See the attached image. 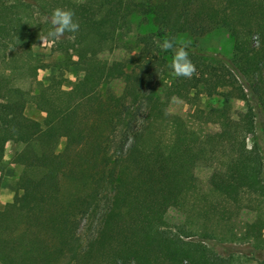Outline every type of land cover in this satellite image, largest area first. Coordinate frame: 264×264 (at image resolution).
<instances>
[{
	"label": "trees",
	"instance_id": "16d2710c",
	"mask_svg": "<svg viewBox=\"0 0 264 264\" xmlns=\"http://www.w3.org/2000/svg\"><path fill=\"white\" fill-rule=\"evenodd\" d=\"M84 1L53 0L47 20L33 27L21 15L30 6L0 0V52L29 53L47 37L63 56L61 67L73 65L71 51L81 48L85 68L68 91L60 81L45 85L35 77L33 90L16 87L12 66L6 67L9 76L0 74V177L6 145L25 146L14 160L24 170L13 201L0 210V264L236 263L233 254L214 250L219 239L209 227L230 221L232 206L246 197L264 207V162L258 147L247 145L257 114L264 134V0ZM57 8L72 10L80 25L58 40L48 37ZM136 15L150 17L155 31L137 36L129 58L102 60L103 47L117 45ZM217 27L234 39L255 38L253 60L213 66L186 47L195 72L176 77L173 50L161 52L153 42L198 38ZM28 56L22 67L33 75L47 67ZM115 80H122V93L103 92ZM200 89L223 97L221 107L194 112L217 130L199 133L181 117L159 115L173 99L193 103L192 93ZM233 91L241 99L249 91L255 101L241 115V128L232 124ZM28 103L45 114L43 122L25 115ZM204 164L212 168L209 186L217 200L198 197L195 169ZM172 196L188 216L175 229L167 228L162 212ZM44 216L53 217L67 237L47 230ZM262 216L247 223L244 235L253 244L262 241ZM84 229L91 232L87 237ZM175 249L183 251L180 258L172 256ZM256 250L264 255V247Z\"/></svg>",
	"mask_w": 264,
	"mask_h": 264
},
{
	"label": "rangeland",
	"instance_id": "374dc122",
	"mask_svg": "<svg viewBox=\"0 0 264 264\" xmlns=\"http://www.w3.org/2000/svg\"><path fill=\"white\" fill-rule=\"evenodd\" d=\"M8 3H23L26 7L30 6L21 15L29 22L33 27L43 24L47 18L46 14L51 10L53 6V0H2ZM63 3V0H59ZM78 5L83 4L84 0H73ZM155 31L154 24L150 17H141L140 15L133 16L129 20L127 28H125L120 35L121 38L117 45L111 43L106 44L99 57L102 60L108 62L122 61L129 58L137 50L135 42L137 36L147 35ZM46 32V31H45ZM176 42L180 45H186L187 47H195L197 55L201 59L213 66H219L224 63L228 65L235 63L236 59L243 58L245 60H253L255 57V51L259 48L256 39H234L230 36L229 32L225 28L217 27L213 28L209 33L202 37H192L189 35H178ZM17 51V50H16ZM12 52L10 49L0 52V74L6 73L9 76L10 71L6 70L7 66L15 68L12 84L16 87L24 90L34 89L33 84L34 77L47 85L53 83V81H60L62 89L65 91L71 90L73 86L85 76V68L80 64L83 58L84 51L81 48H75L71 51L74 64L68 68L61 67L63 56L52 49V42L47 37H42L40 43L34 45L29 53H24L21 50L18 52ZM30 54L34 58L40 60L41 63L46 64L47 67L38 70L36 75H33L28 69L23 68V60L28 59ZM12 58L15 62L8 63L7 59ZM241 83V82H239ZM124 84L122 80H115L111 82L103 92L106 90L113 92L116 95H120L123 91ZM233 89H226L225 92H231ZM233 91V97L231 99V110L234 127L241 128V115L247 111L250 104L255 108V101L252 99L249 91H245L246 98H238V93ZM235 94V95H234ZM195 95V101L193 103L186 102L181 99H173L164 114H159L162 117L165 116H178L183 118L191 129L199 132H211L217 130L216 125L203 122L201 117H195L196 110L209 111L211 108H219L223 103L222 96H208L202 89L200 91H193L192 96ZM257 111V110H256ZM25 115L33 120L43 122L45 114L39 111L33 103L26 105ZM247 145L249 147L257 146L263 162H264V134L261 125V119L257 114L255 120L254 134L249 135L247 139ZM64 146V141L59 144V150ZM24 144L9 142L5 148V154L3 158L4 171L0 177V210L4 206L13 201L14 195L17 190V182L24 168L15 163L16 156L24 149ZM212 168L209 165H199L195 169V174L198 178V197L208 196L211 200H217L213 194H211L209 179L211 177ZM249 200L254 198H244L242 205L231 208L229 217L231 220L228 222H221V224H214L210 228V231H215L217 234L218 247H213L214 250L223 256L233 254L236 263L234 264H252L259 260H264V255L259 253L256 249L264 247V227L261 230V242L259 244H253L246 240L245 231L247 229V223H251L257 216V213L261 212L264 219V207L258 209L255 207V203H250ZM162 212L166 221L167 228L175 229L185 224L187 215L178 207V199L175 196L167 198L162 204ZM43 226L49 231H55L58 236L66 238L67 233L63 229L56 227L55 220L51 216L43 217ZM87 228V227H86ZM89 229V228H88ZM85 237L91 232L85 230ZM172 256L180 258L183 255L182 250L175 249Z\"/></svg>",
	"mask_w": 264,
	"mask_h": 264
},
{
	"label": "clouds",
	"instance_id": "9594fccd",
	"mask_svg": "<svg viewBox=\"0 0 264 264\" xmlns=\"http://www.w3.org/2000/svg\"><path fill=\"white\" fill-rule=\"evenodd\" d=\"M75 13L72 10L57 8L50 17V23L53 30L48 32V37L52 39H60L65 33H76L79 31L80 25L74 20ZM161 52L173 50L170 68L176 77L191 78L195 72V65L189 58L186 45L174 47L176 41L173 39H164L153 41Z\"/></svg>",
	"mask_w": 264,
	"mask_h": 264
}]
</instances>
